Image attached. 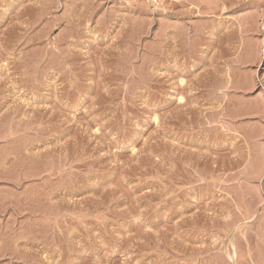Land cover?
<instances>
[{
  "label": "rangeland",
  "instance_id": "374dc122",
  "mask_svg": "<svg viewBox=\"0 0 264 264\" xmlns=\"http://www.w3.org/2000/svg\"><path fill=\"white\" fill-rule=\"evenodd\" d=\"M0 264H264V0H0Z\"/></svg>",
  "mask_w": 264,
  "mask_h": 264
},
{
  "label": "bare ground",
  "instance_id": "6f19581e",
  "mask_svg": "<svg viewBox=\"0 0 264 264\" xmlns=\"http://www.w3.org/2000/svg\"><path fill=\"white\" fill-rule=\"evenodd\" d=\"M2 48V47H1ZM181 82V81H180Z\"/></svg>",
  "mask_w": 264,
  "mask_h": 264
}]
</instances>
